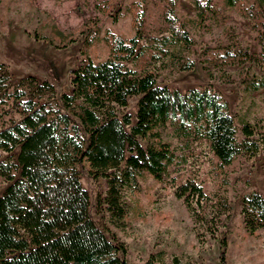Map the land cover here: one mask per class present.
I'll list each match as a JSON object with an SVG mask.
<instances>
[{
  "label": "trees",
  "instance_id": "obj_1",
  "mask_svg": "<svg viewBox=\"0 0 264 264\" xmlns=\"http://www.w3.org/2000/svg\"><path fill=\"white\" fill-rule=\"evenodd\" d=\"M166 1L172 7L164 15L168 35L162 37L145 38L138 15L131 37L112 30L102 33L95 22L73 33L52 25L64 46L83 38L82 60L70 78L72 95L59 96L53 83L34 76L13 83L10 69L0 63V178L8 182L0 195V264H127L125 246L109 238L90 215L91 195L79 169L85 159L95 179L107 180L105 196L98 194L97 204L105 206L115 227L125 230L126 191L134 192L147 175L162 182L175 162L164 128H172L184 146L206 144L221 165L233 163L241 152L253 157L264 150V123L240 117L238 124L228 103L213 90L183 92L158 84L161 74L184 62L195 45L187 21L175 12L180 0ZM187 1L197 10L198 28L216 13L214 0ZM224 1L251 21L264 61V0ZM97 7L102 13L111 8ZM99 43L108 52L103 59L92 54ZM203 55L210 76L216 68L225 77L227 66L258 60L234 38ZM193 67L187 62L179 68ZM241 82L250 94L264 88V78L248 69ZM133 97H139L135 118L119 114ZM76 101L75 117L68 109ZM3 153L8 154L4 159ZM175 195L205 239H217L231 211L227 197L207 193L195 178L177 185ZM241 213L251 235L264 231L262 193L244 197ZM197 238L202 240L200 232ZM145 264L206 263L159 250Z\"/></svg>",
  "mask_w": 264,
  "mask_h": 264
},
{
  "label": "rangeland",
  "instance_id": "obj_2",
  "mask_svg": "<svg viewBox=\"0 0 264 264\" xmlns=\"http://www.w3.org/2000/svg\"><path fill=\"white\" fill-rule=\"evenodd\" d=\"M214 1L216 13H211L205 26L198 28L196 8L191 2L180 0L175 12L187 21L195 45L184 62L172 65L161 74L158 84L183 92L207 87L228 103L238 124L240 117L264 123V88L250 94L241 82L247 69L264 78L257 33L251 21L237 9L229 8L224 0ZM99 4L110 5L109 12H100ZM171 7L166 0H0V63L10 69L13 83L34 76L53 83L59 96L72 95L70 78L82 60L83 38L77 37L76 42L64 46L52 31V25L64 33H73L85 23L95 22L102 33L112 30L131 37L134 17L138 15L145 38L162 37L168 35L164 15ZM230 38L249 48L258 60L227 66L225 77L220 76L222 71L217 68L215 77L210 76L204 68V51H216L220 45L229 43ZM107 53L99 43L92 54L103 59ZM187 62L194 64L193 69L179 68ZM138 99L133 97L129 106L119 109L118 113H130L135 118ZM79 105L80 101H76L68 112L76 117ZM163 135L172 144L175 162L162 182L147 175L146 179L138 180L134 192L126 191L129 220L125 230L115 227L109 221L105 206L97 204L98 194L105 196L107 180L95 179L86 159L79 165L83 186L91 195L90 215L109 238L125 246L127 264H145L149 255L159 250L196 263L264 264V231L251 235L241 213L244 197L254 191L264 195V150L253 157L241 152L233 163L221 165L206 144L193 141L184 146L173 136L170 127L164 128ZM7 155L3 153V159ZM189 178L202 182L211 195H225L231 205L226 226L215 240L208 236L205 239L203 229L194 226L183 200L175 195V187ZM7 185L0 178V195ZM198 232L202 240L197 238Z\"/></svg>",
  "mask_w": 264,
  "mask_h": 264
}]
</instances>
